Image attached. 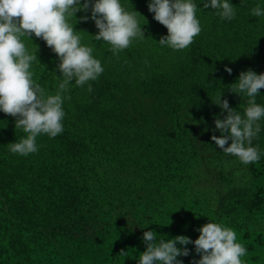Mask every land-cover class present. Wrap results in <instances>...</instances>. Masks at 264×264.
Returning <instances> with one entry per match:
<instances>
[{
  "label": "trees",
  "instance_id": "obj_1",
  "mask_svg": "<svg viewBox=\"0 0 264 264\" xmlns=\"http://www.w3.org/2000/svg\"><path fill=\"white\" fill-rule=\"evenodd\" d=\"M193 2L201 32L183 50L158 43L168 30L149 0H120L143 15L145 37L117 54L94 40L90 8L70 18L104 71L83 87L70 83L63 131L39 134L37 152L9 151L27 134L0 110V264H138L145 231L194 241L209 219L236 232L245 264H264V155L245 165L211 140L221 135L215 119L227 115L213 103L220 92L243 115L248 97L229 87L241 71L264 72V16L252 15L264 0H229L230 21ZM21 39L30 54L38 45L30 71L54 95L59 57L34 33ZM256 103L264 106V88ZM260 123L252 143L264 152V117ZM186 247L190 254L178 259L193 264L199 254Z\"/></svg>",
  "mask_w": 264,
  "mask_h": 264
},
{
  "label": "clouds",
  "instance_id": "obj_2",
  "mask_svg": "<svg viewBox=\"0 0 264 264\" xmlns=\"http://www.w3.org/2000/svg\"><path fill=\"white\" fill-rule=\"evenodd\" d=\"M209 7L218 10L217 15L222 20L230 21L236 15L229 0H204L203 8ZM89 8L90 18L99 29L93 35L94 40L108 42L114 54L127 49L133 38L142 40L145 37L138 20L143 15L134 9L126 10L120 0H84L83 3L81 0H0V110L15 118V129L27 134L8 144L13 154L27 156L37 152L36 139L41 133L50 138L62 133V121L66 116L62 105L65 99L71 98L65 95L70 83L74 80L76 86L83 87L103 73L101 61L92 55L94 46L82 45L75 24L69 22L78 11L87 12ZM148 10L168 30V35L161 36L158 41L161 46L186 49L201 32L198 7L193 0H149ZM252 15L264 16V10L257 5ZM80 19L87 21L89 17ZM33 33L59 57L57 67L63 79L54 95L47 94L30 71L32 63L38 60V45L36 52L30 54L21 38L31 39ZM225 70L229 74L232 72L227 66ZM262 88L264 72L257 74L249 68L241 71L229 87L232 93L240 96L246 93L248 106L243 115L230 107L227 99H221L222 91L213 102L222 111L226 110L227 115L215 119V127L221 135H212L211 140L225 154L237 157L245 165L259 161L264 155L259 145L252 143L261 132L260 120L264 117V106L256 103ZM92 90L88 84V91ZM198 231L200 234L194 241L186 235L157 240L156 231H145L142 239L146 247L140 253L138 264H183L178 257L190 254L188 244H194L199 254L193 264H245L241 257L246 255V248L237 242L232 228L209 219ZM124 252L121 250L120 254Z\"/></svg>",
  "mask_w": 264,
  "mask_h": 264
}]
</instances>
